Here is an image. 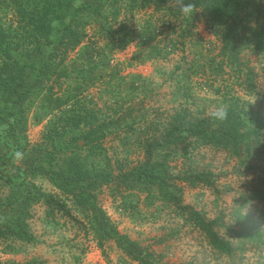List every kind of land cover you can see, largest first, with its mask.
<instances>
[{
    "label": "rangeland",
    "instance_id": "1",
    "mask_svg": "<svg viewBox=\"0 0 264 264\" xmlns=\"http://www.w3.org/2000/svg\"><path fill=\"white\" fill-rule=\"evenodd\" d=\"M150 13H153V7L134 15L125 13L121 19L142 26ZM153 15L157 17L159 13L154 12ZM158 26L156 40L160 39L159 45L163 47L174 36L168 24L165 26L158 22ZM92 30L89 28L90 36L84 45H88L89 51L94 48L95 41L98 46L106 47L107 41L102 36L97 38ZM221 46V39L212 32L205 19H200L195 36L188 40L186 47L180 45V49L168 59L146 58L141 54L144 50L136 43L124 50H111L108 55L102 52L101 55L107 58L105 64L92 70L95 79L87 78L81 87L86 89L85 93L94 96L106 113H113L112 110L119 107L125 109L132 97L140 101L145 93L149 96L134 115L126 116L118 132H111L105 138L104 154L97 158L96 163L104 174L111 173L112 179H108V183L102 182L97 188H87L86 194H91L89 197L108 214L121 234L147 248L156 264H264L263 246L246 244L233 259L219 255L190 219L187 210L180 208L166 194L176 193L182 206L200 212L207 220L224 216L227 224L232 226L221 227L220 232L226 238L233 237L234 220L231 215L238 206L235 203L242 201V194L247 191L250 181L257 177L255 171H261L257 165L264 167L254 149L252 154L247 153L253 145L251 141L240 145L237 152L233 150L231 154L228 150L210 146L195 149L181 146L178 152H159L158 157L163 155L175 172L173 179H165L163 184L155 179L126 178L129 170L144 161L142 142L147 133L163 131V124L173 113L174 106L183 103L195 114H208L231 102L208 91L215 89V85L238 89L247 108L260 107L264 113L263 55L254 48H245L242 57L232 67L225 63L217 67L212 60L220 61L217 55ZM75 58L76 53L73 52L67 61L69 67L80 70ZM117 67L121 68V76H127V81L136 77L141 84L150 82V86L138 96L136 91L132 93L126 89L115 104L104 91L109 87L105 82L110 78V71ZM248 67L253 71V83L258 85V96L246 95L240 88V81L245 77L241 71L246 72ZM173 71L184 72L186 82L184 78L178 82L180 74L176 81L170 82ZM27 80L32 83L33 76ZM71 85L80 86L78 83ZM86 86L88 88H84ZM59 87L57 85L56 89ZM62 87L65 88L64 85ZM185 91L191 96L182 97L188 95ZM19 96L4 100L3 106L11 111L10 116L0 111V152L7 155L4 162L0 158V229L11 231L0 237V263L34 260L38 264H142L114 240L106 241L100 247L87 204H83L77 195L65 194L50 175L38 171L41 166L49 164L46 155L52 145L47 137L49 117L58 103L53 100L48 104L49 116H45L43 100L37 99L32 104V98L22 90ZM142 107H149L150 111L141 110ZM10 119H14V126H10ZM131 121L133 124L126 125ZM58 155L64 158L60 152ZM56 162L59 168L63 160L56 159ZM195 168L213 171L217 190L204 184L193 186L179 178L181 173ZM49 195L63 203L65 210L51 207L46 201ZM258 205L257 201H251L242 212L250 219L258 220ZM19 229L26 231L31 240L14 233Z\"/></svg>",
    "mask_w": 264,
    "mask_h": 264
},
{
    "label": "trees",
    "instance_id": "2",
    "mask_svg": "<svg viewBox=\"0 0 264 264\" xmlns=\"http://www.w3.org/2000/svg\"><path fill=\"white\" fill-rule=\"evenodd\" d=\"M187 5H192L190 11H183ZM152 7L153 13L159 15L155 17L150 13L142 26L121 19L125 13L134 15ZM200 19H205L212 32L222 41L217 55L220 61L212 60L217 67L221 66L220 63L232 67L242 57L243 50L249 47L264 57L263 0H0V111L11 115L6 105L3 106L4 100L19 96L20 90L32 98V104L37 99L43 100L45 116H49L46 106L53 100L57 101L58 106L49 117L47 137L52 144L46 153L49 164L41 166L38 171L50 175L65 194L77 195L83 204H87L100 247L106 241L114 240L142 264H156L153 262L155 258L152 259L153 254L137 241L121 234L108 214L86 191L87 188H97L102 182L108 183V179H112V174H104L101 166L96 163L97 158L104 154V140L111 132H118L126 116L134 115L140 109L139 105L149 96L145 93L140 101L132 97L125 109L119 107L112 110L113 113H106L94 96L85 93L86 89L81 87L87 78L95 79L92 70L105 64L107 58L101 55L102 52L108 55L111 50H124L136 43L144 50L141 54H145L146 58L168 59L180 49V45L187 46L188 40L195 36V28ZM158 22L165 26L168 24L174 36L163 47L159 45L161 40H156L159 36ZM89 28L93 29L97 38L102 36L107 41L106 47L98 46L95 41L94 48L89 51L88 45H84L90 36ZM73 52L76 53L74 62L79 63L80 70L69 67L67 62ZM117 68L110 71V78L106 82L101 81L109 86L104 92L115 104L126 89L132 93L136 91L135 95L138 96L150 86V82L141 84L136 77H130L127 81V76H121V68ZM246 70L241 71L245 77L240 81V88L246 95L258 96V85L253 83V71L249 67ZM178 74V82L182 78L186 82L184 72L176 71L171 73L169 81H176ZM30 76H33L32 83L27 80ZM74 83L80 86L73 87L71 84ZM57 85L59 89H56ZM215 86V89L208 91L231 101L225 106L227 118L218 121L212 118L211 113L195 114L188 105L179 103L172 108L173 113L163 124V131L147 133L142 142L144 161L129 170L126 178L155 179L160 184L165 179H173L174 167L163 155L159 158L158 153L178 152L181 146L185 149L210 146L228 150L231 154L236 153L240 145L251 141L253 145L247 153L250 154L254 149L259 162L264 163L263 111L260 107L247 108L238 89L228 85ZM58 90H62V93ZM188 96L191 95H182L186 98ZM141 110L150 111L149 107H142ZM9 122L10 126H14V119ZM58 151L64 158L58 155ZM6 157L0 152L3 162ZM56 159L63 160L59 168ZM257 169L261 171H255L257 177L250 181L247 191L242 194V201L237 200L235 203L238 206L231 215L234 220L231 228L234 236L231 238H226L220 232L221 227L232 226L227 224L224 216L207 220L200 212L182 206L176 193L166 194L180 208L187 210L190 219L201 229L208 244L219 255L233 259L246 244L264 247V167L257 165ZM181 174L179 178L193 186L204 184L217 190L214 180L216 175L210 169L195 168ZM46 201L53 208L56 206L65 210L63 203L53 195L46 196ZM251 201L259 203L258 220L250 219L242 212L243 207ZM16 232L26 240H31L26 231L19 229ZM9 233L10 230L0 229V237ZM0 264L38 262L33 260Z\"/></svg>",
    "mask_w": 264,
    "mask_h": 264
},
{
    "label": "clouds",
    "instance_id": "3",
    "mask_svg": "<svg viewBox=\"0 0 264 264\" xmlns=\"http://www.w3.org/2000/svg\"><path fill=\"white\" fill-rule=\"evenodd\" d=\"M192 5H187L184 7L183 11H190ZM213 119L218 121H223L227 118L228 112L225 107L218 106L215 111L211 113Z\"/></svg>",
    "mask_w": 264,
    "mask_h": 264
}]
</instances>
